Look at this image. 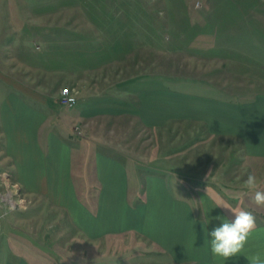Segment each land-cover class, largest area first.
<instances>
[{
    "label": "rangeland",
    "instance_id": "obj_1",
    "mask_svg": "<svg viewBox=\"0 0 264 264\" xmlns=\"http://www.w3.org/2000/svg\"><path fill=\"white\" fill-rule=\"evenodd\" d=\"M263 21L264 0H0V112L4 101L18 95L49 113L51 121H62L76 145V138L90 136L96 119L79 122L78 112L111 110L114 121L96 143H85L84 152L94 147L107 151L106 142L119 141L124 155L118 157L130 169L131 184L135 165L139 173L162 174L186 189V196L205 183L240 188L249 174L257 173L241 165L236 151L231 155L232 139L211 136L182 101L192 103L201 91L241 99L248 90H258L252 71L242 67L251 65L241 59L246 38L237 34L259 24L264 29ZM67 86L78 91L71 109L59 100ZM24 88L42 97L46 108L25 98ZM142 93L150 96L147 102L155 111L149 125L139 114L126 116L139 111ZM82 125L89 128L82 132ZM1 127L0 115V264L18 262L17 257L31 264H88L89 256L91 264H103L102 248L82 244L66 216L50 205L36 202L23 189L15 201L28 199L26 208L11 210L2 202L6 186L1 174L9 172L16 181L5 163ZM86 164L88 172L91 163ZM122 239L117 252L125 254L130 239Z\"/></svg>",
    "mask_w": 264,
    "mask_h": 264
},
{
    "label": "crops",
    "instance_id": "obj_2",
    "mask_svg": "<svg viewBox=\"0 0 264 264\" xmlns=\"http://www.w3.org/2000/svg\"><path fill=\"white\" fill-rule=\"evenodd\" d=\"M261 28L262 24H259L256 29L237 34L246 38L242 39L241 59L248 60L251 65L243 63L242 67L252 71L251 82L260 85L258 90H248L241 99L235 95L224 96L218 90L201 91L192 103H182L184 110L193 112L194 119L205 123L211 136L232 139L228 148L233 151L231 155L236 151L241 165L257 173V190L264 191V29ZM22 95L44 107L47 104L42 97L25 88ZM147 96L145 93L140 95L139 111L133 109L134 114H126L135 118L139 114L145 125H149L155 116L147 102L150 96ZM30 103L14 95L12 101L9 99L2 104L5 163L27 196L65 215L71 224L68 226L80 236L82 244L91 246L92 250L102 248L103 254L98 253L102 257L99 262L249 264L246 257L258 252L264 254V206L252 202L254 192L246 193L244 185L225 189L220 183H205L188 190L186 196V189L173 186L162 174H142L135 165L134 183L131 184L130 169L119 158L124 155L117 144L119 141L106 142L103 147L107 151L94 147L84 152L85 143H96L102 129L114 121L111 110H98L92 115L85 109L78 112L79 122L89 117L96 119L90 128L82 125L81 131L89 128L90 136L76 138L78 152L75 153L76 145L70 140L73 137L64 128L67 126L58 119L51 121L49 113ZM129 120L130 124L132 120ZM134 122L137 124L138 119ZM87 161L91 163L90 169L85 168L88 172L83 169ZM80 193H88V200H83ZM219 203L249 211L256 217V228L243 251L228 260L213 256L210 250L208 233L222 224V219L218 218L234 219L229 209L217 207ZM123 236L130 239V250L125 254L117 252ZM112 249L115 252H106ZM89 258H86L88 264L94 262ZM13 260L18 262L8 260V264H31L26 258Z\"/></svg>",
    "mask_w": 264,
    "mask_h": 264
},
{
    "label": "clouds",
    "instance_id": "obj_3",
    "mask_svg": "<svg viewBox=\"0 0 264 264\" xmlns=\"http://www.w3.org/2000/svg\"><path fill=\"white\" fill-rule=\"evenodd\" d=\"M244 187L254 192L252 202L255 205L264 206V191L257 190L259 182L255 174L247 176L244 181ZM217 207L229 209L234 214V219L229 221L218 218L222 219V224L208 233L211 236L210 250L213 256L228 260L238 256L243 251L249 236L256 228V217L249 211L233 209L224 203H219ZM246 258L249 264H264V254L259 252Z\"/></svg>",
    "mask_w": 264,
    "mask_h": 264
},
{
    "label": "built area",
    "instance_id": "obj_4",
    "mask_svg": "<svg viewBox=\"0 0 264 264\" xmlns=\"http://www.w3.org/2000/svg\"><path fill=\"white\" fill-rule=\"evenodd\" d=\"M59 100L62 106L70 109L74 108L78 103V91L73 87H63L59 92ZM78 134H81V132H78ZM1 178L6 186V191L1 194L2 202L11 210L26 208L29 204L28 199L24 198V202H15V194H22V187L20 184L11 181L9 172L2 173Z\"/></svg>",
    "mask_w": 264,
    "mask_h": 264
},
{
    "label": "bare ground",
    "instance_id": "obj_5",
    "mask_svg": "<svg viewBox=\"0 0 264 264\" xmlns=\"http://www.w3.org/2000/svg\"><path fill=\"white\" fill-rule=\"evenodd\" d=\"M16 202V201H15Z\"/></svg>",
    "mask_w": 264,
    "mask_h": 264
}]
</instances>
